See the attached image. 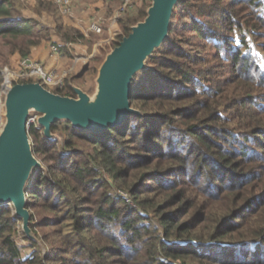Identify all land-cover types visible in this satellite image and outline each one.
Instances as JSON below:
<instances>
[{
	"label": "trees",
	"instance_id": "obj_1",
	"mask_svg": "<svg viewBox=\"0 0 264 264\" xmlns=\"http://www.w3.org/2000/svg\"><path fill=\"white\" fill-rule=\"evenodd\" d=\"M197 1H177L168 36L134 75L129 100L139 114L94 131L56 120L55 137L29 125L42 166L26 182V206L47 249L21 232L32 247L21 252V218L2 203L0 264H264V93L223 88L214 76L206 47L220 55L229 44L224 52L244 75L254 65L245 43L233 50L224 41L227 25L241 26L234 8L225 0ZM246 1L259 0L232 4ZM150 3L122 17L112 46ZM24 6L0 0V42L21 56L43 39L41 23ZM258 19L264 27V14ZM55 33L64 44L85 39L62 20ZM1 68L0 60V86ZM86 69L51 90L75 96L71 81Z\"/></svg>",
	"mask_w": 264,
	"mask_h": 264
},
{
	"label": "water",
	"instance_id": "obj_2",
	"mask_svg": "<svg viewBox=\"0 0 264 264\" xmlns=\"http://www.w3.org/2000/svg\"><path fill=\"white\" fill-rule=\"evenodd\" d=\"M178 0H151L142 20L114 45L102 59L93 97L73 85L75 96L62 95L38 81L14 82L3 95L4 115L0 114V204H12L22 219L21 228L32 237L25 185L34 168L42 166L33 154L27 131V116L36 111L37 123L47 137H55L51 124L68 120L75 127L101 130L121 122L128 113L140 112L130 104L131 81L146 67V59L168 36L174 5ZM4 85L1 84V88Z\"/></svg>",
	"mask_w": 264,
	"mask_h": 264
},
{
	"label": "rangeland",
	"instance_id": "obj_3",
	"mask_svg": "<svg viewBox=\"0 0 264 264\" xmlns=\"http://www.w3.org/2000/svg\"><path fill=\"white\" fill-rule=\"evenodd\" d=\"M23 1L25 3L24 12L28 15L34 16L35 19L41 23V27L38 29V32H41L43 35L41 42L48 45L51 43H59L62 50H64L65 55L69 57V64L63 70L68 68L70 69V72H68L65 77L72 74H78L84 67L87 68L83 75L78 79L72 80L71 84L81 87L90 95V97H93L97 89L96 76L98 67L102 59L105 57V54L113 47L114 39L118 38V36L114 35L113 39L107 40L108 30L105 27L101 34H84L85 39L82 41L64 44L55 33V24L61 20L65 24H68L67 22L70 21L69 18L61 14L51 0ZM195 1L198 2L197 0ZM234 1L236 0H225L224 3H229L227 5L228 8L232 7L237 12L241 26L231 30L230 27H228L229 25H227V27L223 29V34H225L224 41L229 42L231 49L233 50L238 48L239 44L245 43L246 47H244V52L249 56V61H251L254 67L251 68V71L247 69L244 75L242 73L243 67L240 68L238 64L233 65L229 55L224 52V48H227L229 44L226 46L224 45L223 54L220 55L214 53V48L206 47L205 55L208 56V63L214 64V69L217 71L214 76L218 78L217 80H219L221 84H223V88H234L237 90L238 88L246 86V88H255L256 91L264 93V27H260L258 19V15L264 14V0H259L256 4H247V1L240 3L237 2L234 3L235 5L232 4ZM123 2L124 0H116V2L111 0L107 5L106 12L101 14L102 17L110 15L113 10ZM110 4L112 5L110 6ZM142 4L143 0H128V2L125 3L116 23L119 33L122 31L121 20H124L128 11H130L132 15H135L139 12L140 8H142ZM122 17L124 18L122 19ZM82 32L84 33L83 30ZM0 51L2 67L7 65L9 69L16 70L17 67L14 65V59L15 56H17L18 58L16 62L19 61V57H22L21 54L18 51H10L9 47L3 42H0ZM94 55H96L97 58L93 59ZM63 70H58V72ZM226 102L230 103L228 100H226ZM0 113L3 115L2 110ZM53 135L57 136L56 133H53ZM28 210L30 213L31 209L29 207ZM40 211L41 209H35L36 215H38ZM21 224L22 219L19 223V230L17 231L16 239L21 246V252L23 254H28L32 247L29 245L27 239L22 238L21 232L24 231L21 228ZM43 229L44 227H37L38 232H42ZM30 234L32 236L30 237L31 239L38 240L31 227ZM38 243L42 244V250L45 251L47 249V243L45 245V243H41L39 240Z\"/></svg>",
	"mask_w": 264,
	"mask_h": 264
},
{
	"label": "built area",
	"instance_id": "obj_4",
	"mask_svg": "<svg viewBox=\"0 0 264 264\" xmlns=\"http://www.w3.org/2000/svg\"><path fill=\"white\" fill-rule=\"evenodd\" d=\"M75 1L76 0H52V2L57 6L60 13L65 16L73 15ZM126 2H128V0H124V2L117 6V8L113 10V12L107 17H102L101 13L98 12L92 13L89 16L86 24H83L84 34H101L106 27L108 30L107 40L113 39L114 35L118 36L119 38L121 32H118V26H116V23L120 12L124 8ZM118 38H115L114 40ZM49 49L56 55H60L61 53L60 48L54 43L49 44ZM6 72L8 73V75H6ZM68 72H70V69L68 68L61 72L47 69L42 63H40L38 60L33 59L29 55L22 56L18 61V69L11 70L7 67V65H4L1 68V84H3L4 86L2 88L0 86V104H2L3 102L5 89L8 86H11L14 82H19L20 79L31 78L32 81H38L44 87L51 90L55 87H61L64 84L65 75ZM73 85L74 84H72V86ZM1 110L3 111L2 105L0 111ZM38 116L39 114L36 111L32 110L29 112L26 120L27 129L31 123H37ZM1 120H3V115H1Z\"/></svg>",
	"mask_w": 264,
	"mask_h": 264
},
{
	"label": "crops",
	"instance_id": "obj_5",
	"mask_svg": "<svg viewBox=\"0 0 264 264\" xmlns=\"http://www.w3.org/2000/svg\"><path fill=\"white\" fill-rule=\"evenodd\" d=\"M109 2L111 0H76L73 15L66 16L70 20L67 23L83 30V24H86L89 16L94 12L105 13ZM114 2L116 1L114 0ZM28 55L38 60L47 69L54 71L63 70L69 64V57L65 55L64 51L61 50L60 55H56L50 51L49 45L46 43L32 46ZM17 58L15 56L14 65L18 69Z\"/></svg>",
	"mask_w": 264,
	"mask_h": 264
},
{
	"label": "bare ground",
	"instance_id": "obj_6",
	"mask_svg": "<svg viewBox=\"0 0 264 264\" xmlns=\"http://www.w3.org/2000/svg\"><path fill=\"white\" fill-rule=\"evenodd\" d=\"M6 75H8V73L6 72ZM3 115H4V110H3Z\"/></svg>",
	"mask_w": 264,
	"mask_h": 264
}]
</instances>
